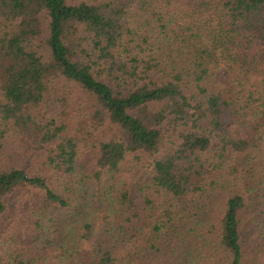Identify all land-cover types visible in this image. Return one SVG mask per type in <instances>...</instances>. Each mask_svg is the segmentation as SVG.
<instances>
[{
	"label": "trees",
	"instance_id": "1",
	"mask_svg": "<svg viewBox=\"0 0 264 264\" xmlns=\"http://www.w3.org/2000/svg\"><path fill=\"white\" fill-rule=\"evenodd\" d=\"M0 264H264V0H0Z\"/></svg>",
	"mask_w": 264,
	"mask_h": 264
},
{
	"label": "rangeland",
	"instance_id": "2",
	"mask_svg": "<svg viewBox=\"0 0 264 264\" xmlns=\"http://www.w3.org/2000/svg\"><path fill=\"white\" fill-rule=\"evenodd\" d=\"M0 222H3V221H0ZM0 247H4V236H2L1 234H0Z\"/></svg>",
	"mask_w": 264,
	"mask_h": 264
}]
</instances>
